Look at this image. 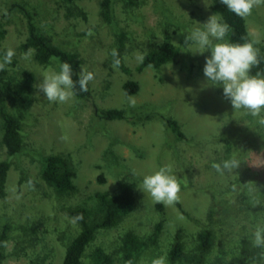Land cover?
<instances>
[{
  "label": "rangeland",
  "instance_id": "rangeland-1",
  "mask_svg": "<svg viewBox=\"0 0 264 264\" xmlns=\"http://www.w3.org/2000/svg\"><path fill=\"white\" fill-rule=\"evenodd\" d=\"M101 2L0 0V55L9 47L16 52L6 68L12 93L16 96L24 85L26 73L35 77L32 102L22 122L23 147L17 155L9 156L2 143L0 119V160L11 163L6 194L0 197V234L7 231V238L0 241V264H63L67 244L80 230L65 208L84 206L94 219L96 193L117 192L126 184L133 189V210L118 225L97 230L85 253L89 264H96L98 247L111 255L109 264H126L116 252L124 234L133 231L148 238L159 223L156 243L145 246L134 264H151L157 256L166 257L167 264H195L198 235L207 228L214 241L202 264H237L243 240L253 248L251 234L257 223L264 222V128L245 112L235 113L222 87L208 85L203 68L210 51L193 53L195 45H185L188 32L217 14L212 0H136L133 5L113 0L110 21L102 15ZM27 12L52 42L78 54L80 71L83 66L94 72L87 97L52 103L35 87L44 73L57 67L39 64L33 48L31 59H22L29 50L22 46L28 37ZM246 22L264 53V6L254 9ZM168 40L180 49L179 58L138 69V54L145 57ZM113 49L130 72L111 67ZM129 79L139 84L134 94L124 90ZM128 96L136 98L135 107H130ZM12 98L8 96V108L17 112ZM109 108L134 112L136 118L97 116L99 109ZM166 118L178 121L185 139L170 131ZM233 152L244 160L233 174L221 176L211 168ZM53 153L66 156L75 168V194L59 195L42 179L44 159ZM164 165H171L177 175L181 199L160 207L138 184ZM249 183L260 205L250 203ZM179 232L184 251L172 263L170 250ZM250 264H264V256Z\"/></svg>",
  "mask_w": 264,
  "mask_h": 264
},
{
  "label": "trees",
  "instance_id": "trees-1",
  "mask_svg": "<svg viewBox=\"0 0 264 264\" xmlns=\"http://www.w3.org/2000/svg\"><path fill=\"white\" fill-rule=\"evenodd\" d=\"M75 2V0H68ZM128 4H135L136 0H126ZM113 0H102L101 9L105 20H111ZM212 10L219 14L223 22L230 25V32L226 39L233 43H243L245 39L249 38V30L246 19H242L235 14L228 11L227 7L220 2V0H212ZM83 11V10H81ZM84 16L86 14L82 13ZM28 15V37L23 43L24 49L33 48L35 50V59L42 65H54L57 67V62H68L73 69V79L78 80L80 71V59L76 52L59 46L52 42L34 22L33 16L30 12ZM1 34V32H0ZM3 35V33L1 34ZM120 43L123 44L124 36L120 34ZM260 64L254 67L253 74L260 72L264 73V53L259 50ZM180 56V49L174 45L170 40L164 44L152 47L145 55L144 61L138 66V69L144 68L151 64L155 67L175 61ZM53 57L56 61H53ZM121 67L126 72L131 69L121 63ZM6 70L0 71V119L2 121V143L5 145L9 156H14L20 153L23 147L22 137V122L25 117L27 107L32 102V97L29 95L33 87L34 75L33 73H26L25 83L18 90L16 96L11 91V84L6 76ZM124 90L127 94H134L139 90V84L133 79H129L124 84ZM78 98L87 97L91 92L89 83L88 92H82L77 85L75 89ZM11 95L18 106L17 112L9 110L7 105L8 96ZM97 116L105 120H133L136 118L135 113L121 109L109 108L99 109ZM169 129L172 133L177 135L180 139H185V134L176 119L166 118ZM11 163L9 159L0 160V197L6 194V182ZM41 177L45 182L52 186L59 195H73L77 192V185L74 178L76 177V170L71 164L70 160L61 154H49L45 157L41 169ZM103 180V177H101ZM96 200L98 207L97 216L92 219L91 211L84 206H68L65 211L73 218L82 216L83 219L77 222L80 225V230L67 244L63 264H89L85 259L87 247L96 238V233L99 228H111L118 225L125 216H127L134 207V193L130 185H122L117 192L110 193L108 191L96 193ZM161 207L162 205L159 204ZM161 229L159 223L155 231L144 238L133 231H127L122 237L121 245L116 252L119 253L126 264H134L140 251L149 244L156 243L158 234ZM7 238L6 229L0 234V241L3 242ZM198 252L195 255L194 263L202 264L205 254L210 251L213 246L214 235L211 229H205L198 235ZM184 243L181 233H177L174 244L170 250L169 259L172 263L179 261L183 255ZM261 249L252 248L248 240H243L240 256L237 264H250L252 261L261 258ZM95 263L109 264L112 262L110 254L106 253L102 247L96 248L94 251Z\"/></svg>",
  "mask_w": 264,
  "mask_h": 264
},
{
  "label": "clouds",
  "instance_id": "clouds-1",
  "mask_svg": "<svg viewBox=\"0 0 264 264\" xmlns=\"http://www.w3.org/2000/svg\"><path fill=\"white\" fill-rule=\"evenodd\" d=\"M228 11L236 16L246 19L253 10L264 6V0H220ZM202 27H196L188 32L185 45H195L193 53L203 54L210 51L211 55L206 58L203 74L208 85L222 87L223 97L229 100L235 113L245 112L255 119L259 128H264V73L253 74L252 70L260 64L259 48L260 41L254 34L249 33V38L243 43H233L226 39L230 32V25L222 21L217 14L209 16ZM91 34V33H89ZM32 50L22 54V59L30 60ZM16 52L9 47L0 55V71L6 70L12 64ZM111 67L118 70L121 66V58L117 49L111 51ZM56 61V58H52ZM144 55L138 54L137 60L143 62ZM82 67L78 80L73 79V69L68 62H57V69L44 73L42 82L35 87L44 94L45 98L52 103H68L75 95L77 85L80 91L88 92L89 83L94 81L95 74ZM152 67L151 64L148 65ZM130 107L136 106V98L128 96ZM252 128V127H251ZM254 129V128H253ZM244 162L238 152H233L227 159L213 162L211 168L219 175L233 174ZM136 175L135 170L132 172ZM32 185V181H28ZM250 203L252 206L260 205L261 200L255 195V189L248 185ZM146 196L155 203L165 206H173L181 199V183L174 174L171 165H164L151 174L144 175L138 184ZM74 221L83 219L82 216L73 218ZM250 243L254 248L264 250V222L257 223L250 237ZM264 256V251L261 252ZM151 264H167L164 256H157L151 260Z\"/></svg>",
  "mask_w": 264,
  "mask_h": 264
}]
</instances>
